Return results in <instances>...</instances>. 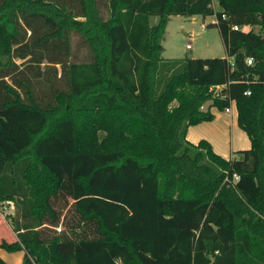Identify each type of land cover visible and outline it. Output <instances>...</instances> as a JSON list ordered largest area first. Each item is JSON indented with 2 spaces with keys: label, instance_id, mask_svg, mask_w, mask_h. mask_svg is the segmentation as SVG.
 I'll return each instance as SVG.
<instances>
[{
  "label": "trees",
  "instance_id": "16d2710c",
  "mask_svg": "<svg viewBox=\"0 0 264 264\" xmlns=\"http://www.w3.org/2000/svg\"><path fill=\"white\" fill-rule=\"evenodd\" d=\"M174 16H215L227 58L165 59ZM232 105L249 150L187 140ZM10 201L24 264H264V0H0Z\"/></svg>",
  "mask_w": 264,
  "mask_h": 264
},
{
  "label": "rangeland",
  "instance_id": "374dc122",
  "mask_svg": "<svg viewBox=\"0 0 264 264\" xmlns=\"http://www.w3.org/2000/svg\"><path fill=\"white\" fill-rule=\"evenodd\" d=\"M215 8H218L219 0H213ZM216 20L213 16H208L206 18L198 16L194 19H190L183 16H174L171 18L168 24L165 40L163 42L164 53L163 57L165 59H225L227 58L226 49L221 38L218 28L212 23ZM217 21V20H216ZM250 30V29H246ZM255 32L259 31V28H254ZM190 46V49H187ZM60 69V67H59ZM38 70L42 71L45 76L54 73V68L52 66H47L46 62L40 66H36L32 72L36 73ZM53 84H48L46 77L44 78H33L32 81L36 83L37 91L40 99L45 101L51 97V90L56 88H65V83L61 80L55 78ZM11 83V80H8ZM46 83V84H45ZM43 85V88H41ZM208 107L207 105L205 106ZM235 106L232 105V115L233 121H229L228 134L232 139L236 135V116H235ZM230 116V117H231ZM243 135H247L238 129ZM5 204L0 205V242L5 238L7 241L13 242L15 234L13 233V222L16 216L15 210H6L4 208ZM4 237V238H3ZM11 239V240H10ZM2 253V259L8 264H24L23 255L20 253H8L3 249H0ZM16 260L14 263L13 260Z\"/></svg>",
  "mask_w": 264,
  "mask_h": 264
},
{
  "label": "crops",
  "instance_id": "0c3cea01",
  "mask_svg": "<svg viewBox=\"0 0 264 264\" xmlns=\"http://www.w3.org/2000/svg\"><path fill=\"white\" fill-rule=\"evenodd\" d=\"M213 6H214V2H213ZM196 17H198V16L192 17L190 19H194ZM213 17H215V16H213ZM154 22L156 23L157 19H155ZM216 23H217V21L215 20L212 23V25H214ZM207 108L208 107H206V109ZM206 109L204 107L203 110H206ZM211 111L215 115V119L212 122H205V123H202L200 125L193 126V127L189 128L188 133H187V140L190 143L197 145L202 140H206L212 145L214 151L218 155L222 156L223 158H225L227 160L236 158V155H235L236 152L243 151V150H249L251 148L252 144H251L250 138L238 126L237 110H235V116L237 119L235 126H237L236 128H238L239 130L244 132L247 135V137L245 135H243V133L238 131V129H236L237 130L236 131L237 137L233 136L232 139L229 137L228 123H229V121H231V125H232V121H233V116H231L232 115V109H231L230 114L226 113V112H221V111L217 110L216 108H213ZM18 253L23 255L22 258L24 261L25 253L24 252H18ZM0 256L2 257L1 250H0ZM13 261H14V263H16L15 259Z\"/></svg>",
  "mask_w": 264,
  "mask_h": 264
},
{
  "label": "built area",
  "instance_id": "2783aa9c",
  "mask_svg": "<svg viewBox=\"0 0 264 264\" xmlns=\"http://www.w3.org/2000/svg\"><path fill=\"white\" fill-rule=\"evenodd\" d=\"M238 29H239L238 27H234V30H238ZM190 48H191L190 46H187V49H190ZM247 62H248L249 65H252V60L251 59H249ZM247 94L250 95V93H247ZM231 109H232V107L226 109L225 112L230 114L231 113ZM238 180H239V177L238 176H234L233 177V181L234 182H237ZM229 183H231V182H229ZM229 186L232 187V184H229ZM4 208L6 210L11 209V210H15L16 211V206H15V203L13 201H10V202L5 203Z\"/></svg>",
  "mask_w": 264,
  "mask_h": 264
}]
</instances>
